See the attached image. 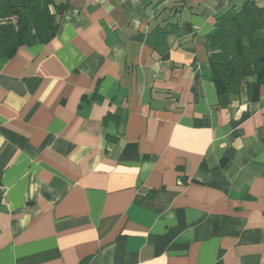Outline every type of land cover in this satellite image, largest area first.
<instances>
[{"label":"crops","instance_id":"0c3cea01","mask_svg":"<svg viewBox=\"0 0 264 264\" xmlns=\"http://www.w3.org/2000/svg\"><path fill=\"white\" fill-rule=\"evenodd\" d=\"M53 1L0 56V264H264V85L209 78L245 0Z\"/></svg>","mask_w":264,"mask_h":264},{"label":"trees","instance_id":"16d2710c","mask_svg":"<svg viewBox=\"0 0 264 264\" xmlns=\"http://www.w3.org/2000/svg\"><path fill=\"white\" fill-rule=\"evenodd\" d=\"M257 1L245 0L221 13L208 35L209 78L219 94L235 92L245 83L255 99L264 85V5ZM66 5L53 0H0V56L51 40Z\"/></svg>","mask_w":264,"mask_h":264},{"label":"rangeland","instance_id":"374dc122","mask_svg":"<svg viewBox=\"0 0 264 264\" xmlns=\"http://www.w3.org/2000/svg\"><path fill=\"white\" fill-rule=\"evenodd\" d=\"M259 1H263V0H258L257 2H259ZM264 5V4H263Z\"/></svg>","mask_w":264,"mask_h":264}]
</instances>
